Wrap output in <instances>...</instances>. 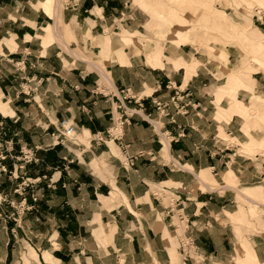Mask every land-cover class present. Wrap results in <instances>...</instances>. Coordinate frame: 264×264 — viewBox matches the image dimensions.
<instances>
[{"label": "crops", "instance_id": "0c3cea01", "mask_svg": "<svg viewBox=\"0 0 264 264\" xmlns=\"http://www.w3.org/2000/svg\"><path fill=\"white\" fill-rule=\"evenodd\" d=\"M45 1L0 0V153L19 160L2 162L12 175H0V264H264V216L255 229L233 224L239 189L225 179L232 170L264 200V155L220 136L245 137L243 122L225 116L203 55L153 33L152 13L133 0H55L53 15ZM256 34L245 37L264 61ZM252 76L264 95V72ZM61 119L75 139L58 142ZM98 132L101 145L90 140ZM21 173L39 178L33 196L14 193Z\"/></svg>", "mask_w": 264, "mask_h": 264}, {"label": "rangeland", "instance_id": "374dc122", "mask_svg": "<svg viewBox=\"0 0 264 264\" xmlns=\"http://www.w3.org/2000/svg\"><path fill=\"white\" fill-rule=\"evenodd\" d=\"M54 2L55 0H46L43 4L44 9L50 15H53L52 4ZM133 6H140L152 13L154 24L150 29L153 33L166 34L168 39H177V42H190L203 55L204 60L206 59V69L214 77L212 82L216 89L214 90L215 97L218 102L222 99L227 101L225 116L230 119L233 115H237L239 116L237 119L241 123L243 122L242 131L245 137L238 139L233 135L220 134L227 140L228 146L235 149L234 151L238 154L247 157L254 158L255 155H264V107L254 105L259 100L264 103V95L256 94L252 84L254 72H264V61L260 60L257 49L245 37V34L254 32L256 34V30H258L261 35L256 34L257 41L261 46H264V35L257 28L260 27V22L262 23L261 26H264V0H133ZM231 56L234 58H230ZM199 63L197 61L196 66ZM187 75L190 76L189 73ZM239 92L242 93L241 97L247 95L245 100L237 99ZM215 103L217 106L216 101ZM223 106L226 105L223 104ZM59 130L58 127V142L62 143L64 140H68L62 138ZM87 135L85 133L84 137ZM78 137L84 140L83 136ZM6 145L11 146L10 143ZM11 151L13 152L10 149L7 153ZM11 154L13 156L7 154L8 157L19 161L18 156ZM21 154L23 162L39 160L33 153L22 152ZM7 155L0 153V175L8 174L11 176L12 174L2 163ZM16 178H19L20 181L16 185L14 193L22 196H26L28 191L32 195L34 191L31 189H34L35 185L40 182L39 178H31L25 173L18 174ZM200 178L207 181L203 173H201ZM225 179L227 185L233 186L236 190L239 189L237 191L238 212L239 209H242V213L228 214L230 221L233 224L242 222L254 228L252 221L254 219L259 220L264 216V209L257 206L261 203L264 204L261 186H254L249 189L241 188L238 186L232 170L230 174L225 176ZM36 188L40 192L34 194V201L37 200L38 196L44 195L45 189ZM248 190L251 193H245ZM241 194L251 199L255 206L253 207L251 203L241 199ZM3 199L9 200L8 198ZM9 204L11 203L9 202ZM22 205V209L31 208L25 203ZM245 207L247 210L244 209ZM251 208L254 209L251 210ZM5 219L12 220V216L8 215ZM175 222L177 223L176 220ZM34 256L36 258V255ZM242 258L233 259L232 264H252L251 261Z\"/></svg>", "mask_w": 264, "mask_h": 264}, {"label": "built area", "instance_id": "2783aa9c", "mask_svg": "<svg viewBox=\"0 0 264 264\" xmlns=\"http://www.w3.org/2000/svg\"><path fill=\"white\" fill-rule=\"evenodd\" d=\"M124 96H127L128 91H122ZM172 103L175 104V102L178 101V98H173L171 99ZM157 105L158 109H162L161 111L163 112L167 108V104H162V103H155ZM163 114L168 115L167 112H163ZM123 123V120L117 121V125H121ZM58 127L60 128L59 133L62 135V138L64 139H75V130L72 124L68 123L67 119H61L59 121ZM91 140L94 142L95 145H101L105 143V136L103 133H95L94 136L91 138ZM135 157H130L127 160V163L129 165L133 164ZM193 245V241L189 237H183L181 239L180 243V249L183 254H185L186 257H189L187 254V249L190 248Z\"/></svg>", "mask_w": 264, "mask_h": 264}, {"label": "bare ground", "instance_id": "6f19581e", "mask_svg": "<svg viewBox=\"0 0 264 264\" xmlns=\"http://www.w3.org/2000/svg\"><path fill=\"white\" fill-rule=\"evenodd\" d=\"M57 5H59L58 2H57ZM85 138H86V137H85ZM190 248H191V247H190ZM190 248L187 249V252L189 251ZM180 251H181V249H180ZM181 253H182V252H181ZM182 254H183V253H182ZM183 255H185V254H183Z\"/></svg>", "mask_w": 264, "mask_h": 264}]
</instances>
